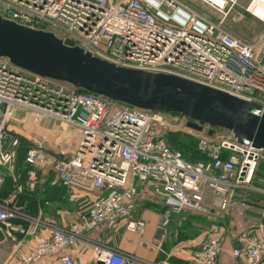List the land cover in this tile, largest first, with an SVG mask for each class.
Masks as SVG:
<instances>
[{"label": "built area", "instance_id": "1", "mask_svg": "<svg viewBox=\"0 0 264 264\" xmlns=\"http://www.w3.org/2000/svg\"><path fill=\"white\" fill-rule=\"evenodd\" d=\"M193 1L223 16L211 18ZM239 1L0 0V15L53 32L118 67L175 75L264 106V29L246 40L225 24L226 9ZM260 2L264 0H250L246 11L264 23ZM29 114L37 126L56 133L53 144L60 156L51 158L53 149L42 142L47 137L35 142L24 136L35 143L26 157L32 167L26 188L33 191L41 182L37 169L50 165L52 185H63L71 200L81 201V211L63 226L13 204L16 195L0 200L4 238L18 244L20 236L36 239L33 247L18 248L19 264L49 258L53 264H77L74 254L80 242L93 248L96 264H169L128 254L90 234L101 226L113 230L122 221L128 231L143 234L146 221L135 214L139 195L163 200L167 225L172 213L183 210L241 211L246 203L242 190L264 194V187L253 184L262 150L237 143L233 135L227 139L205 135L199 137L198 148L208 160L191 162L165 138L166 132L183 127L199 133L187 126L188 120H172L163 112L82 92L4 57H0V190L7 174L19 176V140L12 134H22H10L8 127L15 123L27 129ZM18 191H23L22 185ZM207 196L213 198L212 205L206 203ZM259 231L243 232L233 254L245 255L250 264L260 263L264 225ZM225 241L223 233L211 235L196 254L199 264H218Z\"/></svg>", "mask_w": 264, "mask_h": 264}, {"label": "water", "instance_id": "2", "mask_svg": "<svg viewBox=\"0 0 264 264\" xmlns=\"http://www.w3.org/2000/svg\"><path fill=\"white\" fill-rule=\"evenodd\" d=\"M0 57L80 91L145 110L180 114L188 119L189 128L198 132L208 128L210 137L227 130L237 143L264 152V106L257 102L175 75L118 67L53 32L22 26L1 15Z\"/></svg>", "mask_w": 264, "mask_h": 264}, {"label": "crops", "instance_id": "3", "mask_svg": "<svg viewBox=\"0 0 264 264\" xmlns=\"http://www.w3.org/2000/svg\"><path fill=\"white\" fill-rule=\"evenodd\" d=\"M29 125L27 129H23L18 124L10 123L9 132L21 133L23 136L30 138L35 142H39L43 137L45 147L52 153V159L58 157L57 151L60 150L57 145L53 144L56 133H49L47 127H39L34 123V116L26 115ZM46 141V142H45ZM61 148V147H60ZM50 168V165L43 167L45 174ZM261 187H264V180ZM245 198V207L241 211H230L224 214H237L242 217V221L238 224L231 223L226 231V241L224 247L226 251L221 254L218 264H250L245 255L235 256L233 250L239 248L241 243L239 241L240 235L243 232L251 234H259V226L264 225V194L258 192H245L239 191ZM252 192V193H251ZM71 200V199H70ZM207 200V198H206ZM68 206L57 207L53 213H47L53 221L66 226L75 221L79 215L76 203L78 201L71 200ZM76 202V203H75ZM207 203V201H206ZM55 208V207H54ZM161 208L163 215L161 214ZM165 206H157L155 208L146 206L138 202L135 214L140 216L146 221V229L143 234L130 232L126 229L125 221H122L115 229H107L104 226L99 227L90 235L95 238L107 242L128 254H134L139 257L148 259L154 262L168 261L170 264H199V259L196 257L206 242V235L202 231L199 235L189 236L188 238H181L174 234V231L169 233V230L164 225L163 209ZM218 213V211L214 212ZM159 228H162L161 233L158 235ZM36 244L34 237H21L20 243H12L5 238L0 240V264H19L17 258V250L29 249ZM93 248L84 243H78L74 258L77 264H96L94 261ZM171 259H176L173 263ZM53 258L45 259L39 263L34 264H53ZM264 264V259L258 263Z\"/></svg>", "mask_w": 264, "mask_h": 264}, {"label": "trees", "instance_id": "4", "mask_svg": "<svg viewBox=\"0 0 264 264\" xmlns=\"http://www.w3.org/2000/svg\"><path fill=\"white\" fill-rule=\"evenodd\" d=\"M82 92L90 93L84 90H82ZM163 113L166 115H180L176 113ZM12 135L19 140V146L17 147V173L19 176L18 178H14L13 176L8 174L5 176L3 186L0 190V200H9L13 197V195H16L14 201L12 202L13 204L22 207L25 211H28L35 215L42 213L45 218L50 219L49 217H47V213H53L54 209H57V207H65L72 203L68 196L67 189L63 185H60L58 183L52 185V181L55 179V175L51 170L47 171L44 174L43 170L38 168L37 171L41 177V182L33 191L28 190L26 188V183L28 181V172L32 167L27 162L26 157L28 155V151L35 146V143L22 135ZM165 138L172 148L181 150L187 160L191 162L208 160L207 156L199 150V138L195 134L182 131H168L165 133ZM263 159L264 154L259 159L258 169L253 181V184L257 186H261L262 181L264 180ZM19 185L23 186L22 192L18 191ZM80 202L81 201H78L77 203L75 202L79 213L81 211ZM147 206L157 207L156 205L149 204H147ZM163 211H166V207L163 209ZM191 212L192 211L190 210H183L182 212L177 213V215L172 214L173 216H171V222L180 224L182 233L178 235L179 239L188 238L191 235L188 230H190V228L192 227L193 223L191 222L193 220L199 224H203V229L206 226H218L221 224V221L218 223L215 220H212V218H209L213 217L215 213L208 214L209 217H207L203 214H192ZM178 214H184V218L178 217ZM185 215L187 216L185 217ZM173 228L178 229V226L177 228L173 226ZM175 260L176 259H171L173 263H176Z\"/></svg>", "mask_w": 264, "mask_h": 264}, {"label": "rangeland", "instance_id": "5", "mask_svg": "<svg viewBox=\"0 0 264 264\" xmlns=\"http://www.w3.org/2000/svg\"><path fill=\"white\" fill-rule=\"evenodd\" d=\"M250 0H241L239 1L236 5H230L227 9H226V20H225V24L227 26V28L232 31L234 34L246 39V40H253L263 29H264V23L259 20L258 18H256L255 16H253L252 14H250L248 11H246V7L248 6ZM194 6H196L199 10H204L206 9V14L208 16H210L211 18L214 19H219L221 18L223 15H221V13L214 11L212 8L202 4L199 1H193ZM166 117L172 119V120H180L182 119L183 121H187L188 119L182 115H166L164 114ZM182 132H189V129H186L185 127L182 128ZM207 130L208 128L205 129L204 132H193L198 138L201 136H205L207 135ZM216 137H218V139H227V138H231L232 133H230L227 130L224 129H220L215 133ZM264 160V159H263ZM262 166V165H261ZM263 167V166H262ZM261 170V169H260ZM139 203L141 204H145L147 206V204L149 205H156V206H164V202L160 197H157L155 195H144L141 196L139 195ZM207 204L208 205H212L213 204V198L211 196H207ZM155 208V207H152ZM161 214L163 215L162 212V208H161ZM189 213V212H188ZM192 214H203L206 215L207 217L208 214H206L205 212H191ZM177 215V213H172ZM178 217H183L184 218V214L180 215L178 214ZM165 216V214H164ZM173 216V215H171ZM187 215H185L186 217ZM212 218V220H215L216 222H220V225H212V226H206L204 227V229L202 228L203 224H199L197 222L192 221V227L190 228V230H188V232L191 234V236H196L199 235L201 231H206L203 232V234L206 235V239H208L211 235L217 234V233H223L226 236V231L229 228V225L233 222L235 224H238L240 221H242V217L237 215V214H224L221 212L215 213V215L213 217H209ZM170 220L171 217H170ZM211 220V219H210ZM209 220V221H210ZM166 228L169 230V233H171L172 231H174L175 235H179L180 233H182V230L180 228V224H177L176 222H171L169 221V223L167 225H165ZM173 226H175L178 229L173 228ZM202 234V233H201Z\"/></svg>", "mask_w": 264, "mask_h": 264}, {"label": "bare ground", "instance_id": "6", "mask_svg": "<svg viewBox=\"0 0 264 264\" xmlns=\"http://www.w3.org/2000/svg\"><path fill=\"white\" fill-rule=\"evenodd\" d=\"M260 9L258 10L260 16H264V3L260 2Z\"/></svg>", "mask_w": 264, "mask_h": 264}]
</instances>
